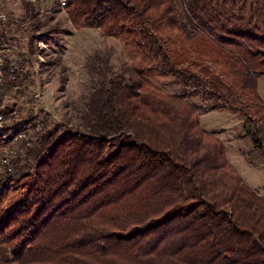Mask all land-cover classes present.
I'll return each mask as SVG.
<instances>
[{
	"label": "trees",
	"instance_id": "1",
	"mask_svg": "<svg viewBox=\"0 0 264 264\" xmlns=\"http://www.w3.org/2000/svg\"><path fill=\"white\" fill-rule=\"evenodd\" d=\"M67 14L145 65L104 72L82 129L13 154L0 172V264H264V195L199 115L240 113L264 150V0H70Z\"/></svg>",
	"mask_w": 264,
	"mask_h": 264
},
{
	"label": "rangeland",
	"instance_id": "2",
	"mask_svg": "<svg viewBox=\"0 0 264 264\" xmlns=\"http://www.w3.org/2000/svg\"><path fill=\"white\" fill-rule=\"evenodd\" d=\"M1 10L8 16L0 20L7 58L25 69L20 82L0 85V109L7 119L2 131L11 135L5 140H10L14 155L49 130L63 136L82 129L90 97L104 72L112 75L145 65L121 37H108L96 28L76 29L57 0H2ZM151 78L166 91H179L171 77ZM191 100L203 103L199 96ZM199 112L204 129L223 142L229 165L249 183L259 181V175L264 178V150L256 148L251 137L257 131L254 123L228 109ZM21 132L26 136L11 140ZM122 141V136L113 137L109 151ZM0 165V172L6 170L2 159ZM257 185L251 187L264 195V184Z\"/></svg>",
	"mask_w": 264,
	"mask_h": 264
},
{
	"label": "built area",
	"instance_id": "3",
	"mask_svg": "<svg viewBox=\"0 0 264 264\" xmlns=\"http://www.w3.org/2000/svg\"><path fill=\"white\" fill-rule=\"evenodd\" d=\"M70 0H58L59 7L61 10L67 12V7ZM2 0H0V20L6 21L8 19V16L5 12L1 10ZM25 73V69L23 67H20L16 63L9 62V59L7 58L5 48L3 46L2 40L0 39V85L4 84L7 78V75L10 76L12 80H15L19 75H22ZM5 113L3 111H0V149L1 151V157L4 162H6L7 165H11V159L14 154V152L10 148V140L11 136L10 134H7L8 132H1V130L5 127L6 123V117ZM25 133H16L11 140H17L18 138L25 137ZM27 140V139H26ZM28 144V143H27Z\"/></svg>",
	"mask_w": 264,
	"mask_h": 264
},
{
	"label": "crops",
	"instance_id": "4",
	"mask_svg": "<svg viewBox=\"0 0 264 264\" xmlns=\"http://www.w3.org/2000/svg\"><path fill=\"white\" fill-rule=\"evenodd\" d=\"M58 1V0H57ZM70 20V19H69ZM257 89H258V93H259V95H260V97H261V99L263 100V103H264V75H261V76H259L258 77V83H257ZM259 177V181H257V182H259V183H262V184H264V178L263 177H261V175H259L258 176ZM241 178L243 179V181H245L248 185H254V186H258L257 185V182H255L254 180V183L252 182V181H250V180H248V181H250L251 183H249V182H247L246 181V179H244L242 176H241ZM254 188V187H253Z\"/></svg>",
	"mask_w": 264,
	"mask_h": 264
}]
</instances>
